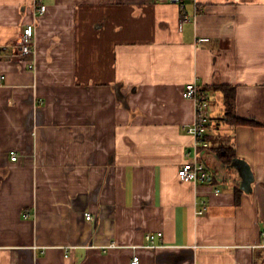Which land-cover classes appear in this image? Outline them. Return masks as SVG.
<instances>
[{
  "label": "crops",
  "instance_id": "1",
  "mask_svg": "<svg viewBox=\"0 0 264 264\" xmlns=\"http://www.w3.org/2000/svg\"><path fill=\"white\" fill-rule=\"evenodd\" d=\"M37 2L0 0V264H264V0ZM194 81L209 148L182 129Z\"/></svg>",
  "mask_w": 264,
  "mask_h": 264
},
{
  "label": "built area",
  "instance_id": "2",
  "mask_svg": "<svg viewBox=\"0 0 264 264\" xmlns=\"http://www.w3.org/2000/svg\"><path fill=\"white\" fill-rule=\"evenodd\" d=\"M183 6L184 0H177ZM37 13L38 15H43L47 11V6L40 2H37ZM184 7V6H183ZM205 39H202V41ZM18 47L20 54L24 59H28L29 56H32L36 52V37H35V24H27L22 33L20 34ZM26 59V60H27ZM28 68L34 70L36 67L35 61H26ZM5 76L0 75V84L4 81ZM183 97L185 99H190L195 102L196 105V120L193 124H186L183 126V130L194 136L196 139V146H201L202 148H209L211 142L209 140V133L211 126L213 124L209 110L211 108L210 96L207 90L200 85L197 81L188 83L183 89ZM11 160L18 161L19 155L15 150L10 152ZM179 177L183 182H197V181H207L208 173L205 167V164L198 162L197 160H189L179 169ZM199 213H202L199 212ZM86 219L88 221L93 220L92 213L86 214ZM161 232L157 234H148L146 236V245L141 246L148 248H157L159 245L156 243L158 237H162ZM118 245L115 242H112L108 246L102 247L103 252H108L111 249L117 247ZM140 248V247H134ZM140 256L134 255L131 261V264H139Z\"/></svg>",
  "mask_w": 264,
  "mask_h": 264
},
{
  "label": "trees",
  "instance_id": "3",
  "mask_svg": "<svg viewBox=\"0 0 264 264\" xmlns=\"http://www.w3.org/2000/svg\"><path fill=\"white\" fill-rule=\"evenodd\" d=\"M231 121L233 123H237V124L247 123L243 119H234V118H231ZM209 140L211 141V139H209ZM217 153H218V156H219L220 160L223 163H225V164H231L234 161L235 157H236V153L234 152L233 148H231V147H223Z\"/></svg>",
  "mask_w": 264,
  "mask_h": 264
},
{
  "label": "water",
  "instance_id": "4",
  "mask_svg": "<svg viewBox=\"0 0 264 264\" xmlns=\"http://www.w3.org/2000/svg\"><path fill=\"white\" fill-rule=\"evenodd\" d=\"M232 165L233 167H238L242 171L244 177V187L249 188L251 183L253 182L252 174L249 170V167L243 162L238 161H234Z\"/></svg>",
  "mask_w": 264,
  "mask_h": 264
}]
</instances>
